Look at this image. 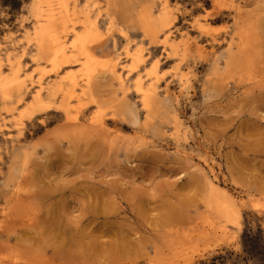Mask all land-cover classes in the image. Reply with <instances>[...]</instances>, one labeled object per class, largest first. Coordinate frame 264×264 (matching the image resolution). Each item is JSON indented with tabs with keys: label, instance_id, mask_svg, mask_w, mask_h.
Returning <instances> with one entry per match:
<instances>
[{
	"label": "rangeland",
	"instance_id": "obj_1",
	"mask_svg": "<svg viewBox=\"0 0 264 264\" xmlns=\"http://www.w3.org/2000/svg\"><path fill=\"white\" fill-rule=\"evenodd\" d=\"M71 1L99 22V62L127 74L129 47L143 50L144 77L158 64L157 120L146 122L137 74L124 95L101 66L71 102L73 120L62 96L45 92L36 105L39 82L77 67L57 76L36 56L35 0H0V69L11 58L25 79L14 103L0 104V264H264V0ZM147 6L154 36L139 18ZM164 9L168 22L158 21ZM212 181L234 223L216 212Z\"/></svg>",
	"mask_w": 264,
	"mask_h": 264
},
{
	"label": "bare ground",
	"instance_id": "obj_2",
	"mask_svg": "<svg viewBox=\"0 0 264 264\" xmlns=\"http://www.w3.org/2000/svg\"><path fill=\"white\" fill-rule=\"evenodd\" d=\"M73 4L71 0H35L38 24L34 29L32 39L35 43L36 56L38 59H45L50 62L52 64V70L57 76H60L59 74H61L63 70L73 66L77 67V70L70 69L60 77L59 82H56L55 85L52 86L44 85L39 82L36 87L37 89L34 92V103L38 106H43L45 102L43 100V95L45 92L51 94L53 97L57 95L62 96L63 101L60 108L67 112L68 119L73 120L69 114L71 102L80 99L81 97L83 98L90 91L92 74L98 66H101L110 70L124 95L128 91L130 76L133 73L137 74L135 88L140 98L139 102L147 113L146 122L149 123L150 121H156L157 116L153 114V111L155 107H157L155 87L158 79V64L155 63V65L146 70L145 77L150 78L149 80L151 81L149 85H146V79L141 75V69L146 65L147 61L141 48L133 51H131L129 47L126 48V54L131 58L132 63V67L127 71V74H125L123 69L119 68L113 61L99 62V58L93 53L91 47L100 37L99 22L91 20L88 14L85 16L84 20L80 19L78 16V5L76 3ZM114 4V0H108V7L110 6L112 8ZM91 5V2H89L88 6ZM151 13V6L144 7L139 13V18L143 23L142 28L145 33L154 36L155 33L152 30L150 23L146 22V19ZM104 16L109 19V25L112 27L117 25V19L111 16L109 10L105 12ZM71 17L79 19L78 24H80L81 30L77 29L78 27L76 28L75 25L77 22L73 23V27L70 26L69 23L73 22ZM169 17L170 12L167 9H164V11L158 16V21L168 22ZM143 20L145 21L143 22ZM67 33H73L72 41L68 40ZM121 33L123 35L126 34L125 30H121ZM165 44L173 53L179 48L177 37H175V35L174 37L167 35L165 38ZM7 62V71L4 72L0 69L1 105L13 104L15 92L25 85V79L19 74L20 66L11 58H8ZM122 105L124 106V108L122 106L123 118H130V123L133 125L139 124L140 119L137 112L128 107V105H124L123 103ZM174 120L178 125L175 126L176 130L185 125L180 119V114H177L174 117ZM70 123L71 125H80L78 122H75L74 124H72V122ZM80 127H86V130L88 128L87 126L82 125H80ZM91 127L105 129L104 123L98 120H92ZM74 128L77 129V126ZM204 164L209 168L210 172H214V168L207 157L204 159ZM210 184L214 190L212 193L213 198L215 199L214 201L218 203L215 207L216 212L226 222L234 223L235 220L231 208L233 205L231 204V206L228 204L227 200L229 201V199L226 200L219 195L217 184L213 181ZM233 203L235 204L236 202L233 200Z\"/></svg>",
	"mask_w": 264,
	"mask_h": 264
}]
</instances>
